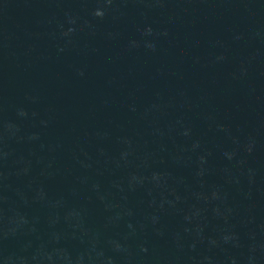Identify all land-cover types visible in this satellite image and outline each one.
I'll return each instance as SVG.
<instances>
[{
  "label": "water",
  "instance_id": "95a60500",
  "mask_svg": "<svg viewBox=\"0 0 264 264\" xmlns=\"http://www.w3.org/2000/svg\"><path fill=\"white\" fill-rule=\"evenodd\" d=\"M0 264H264V0H0Z\"/></svg>",
  "mask_w": 264,
  "mask_h": 264
}]
</instances>
